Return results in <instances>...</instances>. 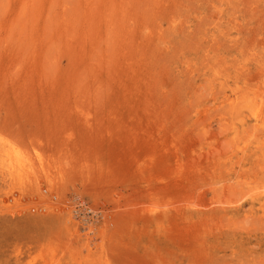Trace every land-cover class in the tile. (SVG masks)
<instances>
[{"label": "rangeland", "instance_id": "374dc122", "mask_svg": "<svg viewBox=\"0 0 264 264\" xmlns=\"http://www.w3.org/2000/svg\"><path fill=\"white\" fill-rule=\"evenodd\" d=\"M0 264H264V0H0Z\"/></svg>", "mask_w": 264, "mask_h": 264}, {"label": "bare ground", "instance_id": "6f19581e", "mask_svg": "<svg viewBox=\"0 0 264 264\" xmlns=\"http://www.w3.org/2000/svg\"><path fill=\"white\" fill-rule=\"evenodd\" d=\"M53 199V198H52Z\"/></svg>", "mask_w": 264, "mask_h": 264}]
</instances>
